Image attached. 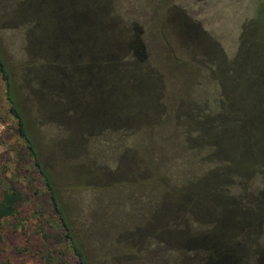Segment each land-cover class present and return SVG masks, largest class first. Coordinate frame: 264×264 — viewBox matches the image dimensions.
Wrapping results in <instances>:
<instances>
[{
    "label": "rangeland",
    "instance_id": "374dc122",
    "mask_svg": "<svg viewBox=\"0 0 264 264\" xmlns=\"http://www.w3.org/2000/svg\"><path fill=\"white\" fill-rule=\"evenodd\" d=\"M19 1L0 0V43L5 60L14 64L18 62L21 32L15 24L3 22L2 14ZM109 4L113 7L112 13L122 24L137 26L145 52V64L156 65L164 83L160 101L178 117L181 114L188 116V126H198V134L193 135L192 141L215 145L217 160L196 149L193 160L189 151L176 147L181 138L176 136L179 140L172 138L170 142L161 143L159 139L149 138L151 134L147 128H142L141 137L154 148L144 147V141L136 140L133 136L126 141L119 140V144L111 148L106 144L108 150L101 155L90 152L79 160L78 165L69 164L66 158L60 159L63 152L59 149H63L66 155L71 154L73 136L65 133L57 140L58 130L33 122V139L41 151L46 168L52 173L54 187L58 189L57 196L67 213L73 235L84 252L86 264H141L132 260L139 261V258L149 263V253L158 247L161 253H173L170 249H162V243L153 245L157 242L151 237L143 241V236L149 235L153 228L163 229L157 238H161L167 246L174 245L178 235L181 238L184 236L181 232L177 233L174 226L169 229L175 219L176 187L185 179L196 178L205 171V177L200 183H191L192 187H212L223 180L219 175L223 169V129L232 130L233 145H240L238 128H242V125L238 112L246 116L248 122L244 126L252 130L253 137L261 142L264 152V0H109ZM60 33L54 32L53 38ZM117 74V80L108 77L102 84V87L109 83L112 85L110 93L105 87L101 90L106 99L92 100L90 113L93 126L107 120L106 117L116 111L125 118L135 117V122L142 126L145 120L152 119V115L144 116V119L142 113L153 110L146 99L139 95L141 88L137 84L141 83L142 78L137 83H129L127 75H139L134 68H118ZM1 87L0 83V170L7 169L10 175L15 174L22 199L17 204V215L3 222L0 264H60L41 258V254L51 245L35 234L34 220L30 214L39 204L38 193H41L42 185L30 173L22 143L14 132L13 121L4 112ZM194 109L198 119H206L191 122L189 113ZM28 110L30 113L35 111L33 107ZM74 124L72 121L65 123L67 129L74 127ZM173 127L172 122H163L155 127L152 134L161 130L166 134ZM209 128L213 131L208 132ZM159 143L165 147L156 149ZM123 147L135 151L137 160L126 153L119 171L108 176L121 175L128 180L133 178L132 182L124 187H113L115 196L110 199L107 208L103 203L92 208L91 197L87 193L89 187L85 183L77 189L70 186L88 179L89 167L113 170L115 157ZM138 160H143L144 173H138L139 166L134 164ZM232 165L236 166V161ZM91 175L94 181L103 180L99 171L92 169ZM144 177L147 179L136 181ZM228 187L232 193L238 191L233 182L228 183ZM259 189L264 191V162L254 173L248 191L253 193ZM208 192L204 189V199L198 204L191 203L192 206L211 207L214 200ZM164 193L169 200H166ZM105 198H108L107 194ZM126 199L128 203L123 204ZM182 200L188 202V196H180V204ZM159 204L163 206L162 211L156 212L155 207H159ZM138 228H145L144 232L136 234L133 239L131 232ZM260 233L263 240L264 214ZM130 243L137 246L143 244L146 246L143 251L147 252L137 253L132 248L125 250ZM64 252L67 250L64 249ZM165 257L160 261L164 262ZM64 259L68 264H73L69 254L66 253ZM173 259L171 263L175 264Z\"/></svg>",
    "mask_w": 264,
    "mask_h": 264
},
{
    "label": "trees",
    "instance_id": "16d2710c",
    "mask_svg": "<svg viewBox=\"0 0 264 264\" xmlns=\"http://www.w3.org/2000/svg\"><path fill=\"white\" fill-rule=\"evenodd\" d=\"M112 8L109 0H20L19 4L7 8L2 14L3 22L15 24L21 32L18 62L15 64L5 60L0 43V83L4 112L13 121L14 132L22 143L30 173L42 185V191L38 193L39 204L34 207L30 216L34 220L35 234L44 243L51 245L41 254V258L54 263L68 264L64 259L66 253L73 259V264H86V259L57 196L58 189L54 187L52 173L46 168L41 151L35 145L33 122L58 130L57 140L65 133L73 136L74 145L70 155L59 149L63 152L60 159L66 158L65 161H69L71 165L80 164L79 160L90 152L101 155L108 150L105 148L106 144L111 148L118 145L119 140L126 141L133 136L136 140H143V146L147 148L150 144L141 137L142 128L150 130V139H159L161 143L170 142L172 138H181L176 147L189 151L193 160L195 149L202 150L217 160V155L214 154L215 145L192 141L193 135L198 134V126H188V116L181 114L178 117L171 112L170 107H165L160 101L164 93V83L156 65L145 64V52L137 26L122 24L117 15L112 13ZM180 20L182 21L181 18ZM54 32L61 33L53 38ZM118 68L135 69L138 76L126 77L131 84L142 78L141 83L137 84L141 88L139 95L146 99L153 110L145 111L141 116L145 119L144 116L152 115V119L145 120L139 126L135 117L125 118V115H119L120 112L116 111L115 114L107 116V120L93 126V116L90 113L92 100L106 99L101 91L105 87L102 84L108 77L117 80ZM111 89L112 85L107 84L105 90L110 93ZM260 100L263 108L262 97ZM29 107H33L35 111L30 113ZM238 114L242 125V128H238L240 145H233L232 130L223 129V169L219 172L223 180L212 187H192V184L200 183L205 177V171L196 178L185 179L174 190L177 206L173 209L175 219L169 229L174 226V230L184 236L174 237V245L168 246L161 238H157L163 230L161 227H155L149 235L143 236V241L151 237L157 242L152 243L153 245L162 243V249H170L173 253H161L162 250L158 247L148 255L151 262L141 258L139 261L132 259L133 261L141 264H172L173 257L175 264H264V239L262 240L260 233L264 214V191H248L254 173L264 162V152L261 142L253 137L252 130L244 126L248 122L246 116L239 112ZM189 115L191 122L206 119H198L195 109ZM67 121L75 122L74 127L67 129ZM163 122H172L175 126L170 131L171 134H163V130L152 134L155 127ZM209 131L213 129L209 128ZM158 147L165 145H157L156 149ZM126 153L137 160L135 151L123 147L115 157L113 170L89 167V178L70 188L77 189L85 183L89 187L87 193L91 197L90 206L96 208L97 204L103 203L107 208L110 199L115 196L113 187H124L133 180L121 175L111 178L108 176L119 171ZM234 161L236 166L232 165ZM135 163L140 169L138 173H144L143 160L134 161ZM92 169L99 171L103 180L94 181ZM14 175H10L7 169L0 170V243L3 222L17 215V204L22 199ZM144 179L147 178L136 181L141 182ZM231 182L238 188L236 193H232L228 187ZM204 189L210 191L208 194L213 198L214 204L211 207L192 206L204 199ZM106 194L108 198H105ZM182 195L188 196V202L182 200L179 203ZM165 197L169 200L167 195ZM126 202L128 203L127 199L123 204ZM161 205L155 207L156 212L162 211ZM144 229L138 228L131 232L132 238L142 234ZM142 245L140 247L130 243L125 250L132 248L137 253L147 252L143 251L146 246ZM163 257L165 261L161 262Z\"/></svg>",
    "mask_w": 264,
    "mask_h": 264
}]
</instances>
